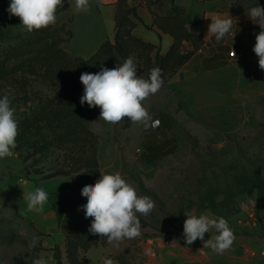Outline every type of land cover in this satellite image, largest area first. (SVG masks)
Wrapping results in <instances>:
<instances>
[{
	"label": "rangeland",
	"instance_id": "rangeland-1",
	"mask_svg": "<svg viewBox=\"0 0 264 264\" xmlns=\"http://www.w3.org/2000/svg\"><path fill=\"white\" fill-rule=\"evenodd\" d=\"M9 5H3L0 13V56L32 34L22 30L19 17L9 15ZM81 30L76 29L77 34ZM79 41L76 37L71 46H79ZM258 59L249 52L224 62L217 71L183 79L180 67L163 89L143 102L153 120H161L163 127L158 129H145L127 117L121 124H110L100 120L99 107L91 109L87 125L98 139L102 174L119 172L138 195L150 197L156 205L149 215H141L150 226H141L139 237L119 242L121 250L132 248V255L135 249L138 264L148 260L137 254L150 238L174 241L186 261L194 254L201 257L197 250L213 253L199 239L186 244L183 224L185 214L192 212L228 221L236 239L225 254L234 264H264V70ZM53 92L37 80L30 86L29 101H11L19 134L14 155L0 159V181L27 176L45 180L65 236L62 226L73 223L75 175L45 177L68 167L67 149L45 146L51 136L46 128H24L39 112L40 97ZM41 235L0 195V264H33L44 248ZM211 235L215 232L206 233L205 240ZM33 237L39 239L30 247ZM131 254L121 252L128 260ZM172 263L176 264L167 261Z\"/></svg>",
	"mask_w": 264,
	"mask_h": 264
},
{
	"label": "trees",
	"instance_id": "trees-1",
	"mask_svg": "<svg viewBox=\"0 0 264 264\" xmlns=\"http://www.w3.org/2000/svg\"><path fill=\"white\" fill-rule=\"evenodd\" d=\"M144 1L154 16V24L174 37V43L165 54H161L158 46L151 41L147 42L134 34L138 18L136 6L132 5L131 0H118L115 42L106 41L90 58L71 55L65 49L63 44L72 36V32L65 24L57 23L34 30L19 44L8 46L0 56V97L7 94L12 102H27L31 99L28 94L30 86L37 80L54 91L53 95L40 97L39 112L24 128H46L51 136L46 140L45 146L67 149L68 167L45 177L48 179L75 175L72 180L73 223L62 226L65 230L67 264H84L82 254L87 253L98 242L111 247L121 264H138L135 249L132 255V248L121 250L119 246L108 245L106 237L91 234L89 228L92 218H85L82 209L87 203V198L81 195L83 187L94 184L102 171L98 159V139L87 125L92 108L87 103H80L84 94L81 74L98 73L102 67L112 69L132 56L135 57L138 76L147 79L154 67L163 70V89L169 77L187 63L204 44L201 35L188 30L187 24L192 21L183 8L176 7L175 0H170L171 4L167 0ZM10 2L11 0H0V13L3 11L2 6ZM2 36L0 28V38ZM185 48L188 51H184ZM155 120H159L160 126L162 125L160 119ZM164 125H167L165 120ZM137 215L141 226L149 225L146 219ZM174 230L177 229L174 227ZM165 233L175 234V231ZM133 247L136 248L137 245ZM53 250L57 264H66L61 247L56 246ZM121 252L131 254L132 263Z\"/></svg>",
	"mask_w": 264,
	"mask_h": 264
},
{
	"label": "clouds",
	"instance_id": "clouds-1",
	"mask_svg": "<svg viewBox=\"0 0 264 264\" xmlns=\"http://www.w3.org/2000/svg\"><path fill=\"white\" fill-rule=\"evenodd\" d=\"M63 7V0H11L7 9L10 16L19 17L22 30L31 33L47 28L57 21L56 12ZM90 10L89 0H75L74 11L79 14ZM250 19L261 31L256 35L253 51L258 65L264 70V7L258 5L250 9ZM211 18L208 35L222 40L232 30V19L219 15ZM235 35V34H234ZM233 35V37H234ZM236 57V53L232 50ZM162 69L154 67L145 79L137 75L135 57L129 56L121 65L109 69L102 67L98 73H82L80 81L84 86L81 105L100 108V120L110 124H121L125 117L132 123H142L145 129L158 127L159 120H153L143 102L156 94L163 86ZM19 134L15 109L7 94L0 97V159L14 155ZM81 195L87 198L82 206L85 218H92L89 232L106 237L108 243L118 247L124 239H134L141 235V224L137 214L147 216L155 208V202L148 196H140L136 189L126 182L119 172L101 174L92 185H86ZM48 193L42 187L23 192L27 212L43 213L48 201ZM183 237L187 245L197 239L217 254H223L233 245L236 237L228 221L223 217H213L206 213L185 214ZM215 232L205 240L206 233ZM38 237H33L30 247H35ZM52 257L41 255L33 264H49ZM103 264H114L105 259Z\"/></svg>",
	"mask_w": 264,
	"mask_h": 264
},
{
	"label": "crops",
	"instance_id": "crops-1",
	"mask_svg": "<svg viewBox=\"0 0 264 264\" xmlns=\"http://www.w3.org/2000/svg\"><path fill=\"white\" fill-rule=\"evenodd\" d=\"M167 1L171 4L170 0ZM117 2L118 0H89L90 10L77 14L74 11L75 0H63V7L58 8L56 12V23L65 24L67 29L70 28L72 31V36L65 43L66 50L87 59L93 56L106 41L114 43ZM131 3L136 6L138 16L134 34L157 45L161 54L167 53L174 43V37L163 32L154 24V16L144 0H131ZM174 4L176 7L183 8L192 21L187 24L188 30L201 35L204 41L202 48L195 52L181 68L178 73L181 79L187 75L200 76L210 71H217L224 67V62L235 61L249 52H254L256 35L261 29L250 19L249 12L251 8L258 5L264 7V0H175ZM217 15L222 18H231L233 24L231 32L220 41H217L214 35H208V26L212 22L210 17ZM80 26L82 30L77 34L76 29ZM76 37L80 38L79 46H71ZM187 48L192 49L190 46ZM232 50L236 53V57H230ZM214 64L217 66L213 67ZM37 187H42L47 192L45 180H39L32 176L14 177L0 181V195L4 197L16 214L33 226L36 234L42 233L39 238L45 249L41 255L46 258L52 257L49 264H57L53 250L56 246L63 250V261L67 264L65 236L60 228L58 212L50 194L47 192L49 198L43 213L26 211L27 205L22 199L23 192L32 191ZM168 240L150 238L137 255L148 259L145 264H167L168 260L175 261L176 264H185L186 262L198 264L205 260H209L212 264H234L232 259L227 258L226 251L223 254L215 252L210 254L197 250L198 253H202V256L194 254L186 261L182 248L178 247L174 241ZM153 247L158 248L160 256L153 253ZM113 254L111 247L98 242L92 245L87 253H84L82 260L84 264H103L105 259H111L114 264H121Z\"/></svg>",
	"mask_w": 264,
	"mask_h": 264
},
{
	"label": "built area",
	"instance_id": "built-area-1",
	"mask_svg": "<svg viewBox=\"0 0 264 264\" xmlns=\"http://www.w3.org/2000/svg\"><path fill=\"white\" fill-rule=\"evenodd\" d=\"M230 57H235L234 54H233L232 52L230 53ZM159 126H160V124H159ZM155 128H156V127H155Z\"/></svg>",
	"mask_w": 264,
	"mask_h": 264
}]
</instances>
